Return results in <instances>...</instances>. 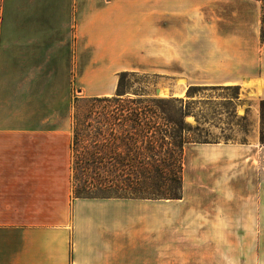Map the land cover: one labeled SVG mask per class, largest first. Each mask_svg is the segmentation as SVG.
<instances>
[{"label":"crops","instance_id":"obj_1","mask_svg":"<svg viewBox=\"0 0 264 264\" xmlns=\"http://www.w3.org/2000/svg\"><path fill=\"white\" fill-rule=\"evenodd\" d=\"M0 1V264H126L124 199L73 196L71 63H89L86 82L90 63L139 56L167 76L168 62L205 58V36L190 31L205 28L206 8L220 0ZM250 77L221 84L243 86ZM235 146L201 148L236 167ZM229 216L225 210L210 221L213 234ZM224 229L236 237L231 226ZM249 254L264 264V250ZM252 261L247 254L245 264Z\"/></svg>","mask_w":264,"mask_h":264},{"label":"rangeland","instance_id":"obj_2","mask_svg":"<svg viewBox=\"0 0 264 264\" xmlns=\"http://www.w3.org/2000/svg\"><path fill=\"white\" fill-rule=\"evenodd\" d=\"M197 33L206 39L205 58L168 62L163 67L167 76L157 74L151 63L139 61V56L90 63L93 72L86 82L83 72L89 63H71V121L77 101L116 94L124 71L140 75L133 81L129 94L144 87L143 96L161 97H186L193 85H234L221 83L252 74L241 86L239 98L233 97V91H201L196 99L213 101L199 104L198 117L188 118L195 127L201 124L210 141L240 149L236 167L229 158L217 162L213 151L201 148L215 143L189 144L185 160L186 195L182 200L124 199L126 264H245L247 254L252 261V249L264 250V144L260 139L264 89L260 93L256 88L259 79L264 85V0L261 4L255 0H220L206 8L205 28L190 31L191 37ZM229 98L234 99L231 106L225 104ZM242 145H248L246 151ZM215 208H219L216 213ZM225 210L233 212L234 217L229 216L230 221L221 224L213 234L210 221L216 216L224 217ZM205 216L209 220L206 223ZM226 226L236 231L235 238H230Z\"/></svg>","mask_w":264,"mask_h":264},{"label":"trees","instance_id":"obj_3","mask_svg":"<svg viewBox=\"0 0 264 264\" xmlns=\"http://www.w3.org/2000/svg\"><path fill=\"white\" fill-rule=\"evenodd\" d=\"M139 76L124 71L116 94L77 101L71 145L75 198L183 199L187 146L220 142L188 120L198 117L199 104L213 101L196 97L209 89L240 97V85H193L186 97L143 96L144 87L129 94ZM225 101L234 104L233 98ZM261 110L264 144V99Z\"/></svg>","mask_w":264,"mask_h":264},{"label":"built area","instance_id":"obj_4","mask_svg":"<svg viewBox=\"0 0 264 264\" xmlns=\"http://www.w3.org/2000/svg\"><path fill=\"white\" fill-rule=\"evenodd\" d=\"M3 21V5L2 2L0 1V26Z\"/></svg>","mask_w":264,"mask_h":264}]
</instances>
